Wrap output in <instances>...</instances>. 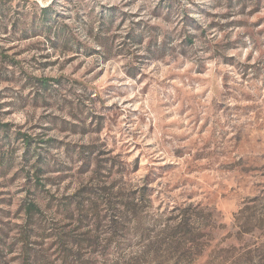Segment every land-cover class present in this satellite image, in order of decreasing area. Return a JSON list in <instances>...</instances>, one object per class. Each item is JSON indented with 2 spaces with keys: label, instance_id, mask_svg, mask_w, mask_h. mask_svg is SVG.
I'll return each instance as SVG.
<instances>
[{
  "label": "rangeland",
  "instance_id": "rangeland-1",
  "mask_svg": "<svg viewBox=\"0 0 264 264\" xmlns=\"http://www.w3.org/2000/svg\"><path fill=\"white\" fill-rule=\"evenodd\" d=\"M0 264H264V0H0Z\"/></svg>",
  "mask_w": 264,
  "mask_h": 264
},
{
  "label": "trees",
  "instance_id": "trees-1",
  "mask_svg": "<svg viewBox=\"0 0 264 264\" xmlns=\"http://www.w3.org/2000/svg\"><path fill=\"white\" fill-rule=\"evenodd\" d=\"M45 10H47V9L44 8V11H45ZM44 13H46V12H44ZM44 22H46L45 24H47V25H46L47 27H51L52 22H51L49 19H44ZM49 22H50V23H49ZM60 28H61V27H60ZM60 28H59V29H60ZM28 210L31 211V208L28 207Z\"/></svg>",
  "mask_w": 264,
  "mask_h": 264
}]
</instances>
